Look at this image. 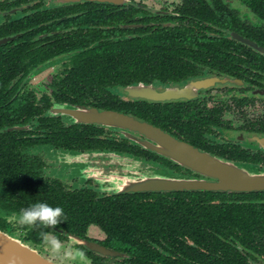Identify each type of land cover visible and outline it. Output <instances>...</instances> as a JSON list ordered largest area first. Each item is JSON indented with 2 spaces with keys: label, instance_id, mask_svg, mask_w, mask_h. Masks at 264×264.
I'll return each mask as SVG.
<instances>
[{
  "label": "flooded vegetation",
  "instance_id": "af4514ba",
  "mask_svg": "<svg viewBox=\"0 0 264 264\" xmlns=\"http://www.w3.org/2000/svg\"><path fill=\"white\" fill-rule=\"evenodd\" d=\"M76 106L128 115L211 156L264 168V0H0V230L53 260L39 231L15 222L22 208L44 202L67 216L45 231L79 247L87 264H200L185 246L148 237L157 258L139 262L112 241L108 209L102 225L76 218L86 205L113 204L120 215L122 201L137 195L151 202L184 192L110 190L133 166L200 177L141 145L137 132L58 111ZM217 193L245 228L216 233L227 244L201 246L198 253L211 252L198 257L264 264V191ZM119 220L120 234H138Z\"/></svg>",
  "mask_w": 264,
  "mask_h": 264
},
{
  "label": "water",
  "instance_id": "95a60500",
  "mask_svg": "<svg viewBox=\"0 0 264 264\" xmlns=\"http://www.w3.org/2000/svg\"><path fill=\"white\" fill-rule=\"evenodd\" d=\"M58 3L78 2L81 0H55ZM96 2L121 3V0H88ZM76 121L97 122L112 128H120L123 135L131 133L143 135L137 141L183 164L200 175L172 174L167 169L127 168L130 172L109 182V189L115 192H161V191H210V192H249L264 191V168H252L231 163L201 152L199 149L179 141L161 129L131 116L113 111H99L96 108L76 106L58 109ZM93 251L101 254L122 255L105 248L101 244L75 238ZM0 264H59L42 255L21 240L0 230Z\"/></svg>",
  "mask_w": 264,
  "mask_h": 264
},
{
  "label": "trees",
  "instance_id": "16d2710c",
  "mask_svg": "<svg viewBox=\"0 0 264 264\" xmlns=\"http://www.w3.org/2000/svg\"><path fill=\"white\" fill-rule=\"evenodd\" d=\"M225 195V193L200 191L171 192L157 194V198L151 202L137 195L132 201H122L121 207L126 211H121L120 215L115 214L113 204H106L102 208L99 204H92V207L86 205L87 208H83L76 218L78 219L79 216L80 221L99 222L102 225V210L108 209V216L104 218L103 225L110 228L108 232L112 241L134 253L139 262H145V257L150 255L157 256V248L151 245L156 243L162 247L164 246L162 242H168L172 247L185 246L187 251L196 254L190 258L198 260L200 264H212L210 257L206 260L198 257L199 253H210V249H204L199 253L197 250L201 246L220 247L227 244V242L221 243L216 233L225 235L233 228H245V223L235 212H232L230 203L224 199ZM119 217L122 218V228L137 229L138 234L136 236L120 234L118 228L121 227L116 226L118 221H121ZM165 230L167 232H162ZM207 230L214 233H208ZM142 237L150 238L154 244L144 241ZM184 238L191 240L192 245L186 244ZM176 261L179 262L177 264H193L190 260Z\"/></svg>",
  "mask_w": 264,
  "mask_h": 264
},
{
  "label": "clouds",
  "instance_id": "9594fccd",
  "mask_svg": "<svg viewBox=\"0 0 264 264\" xmlns=\"http://www.w3.org/2000/svg\"><path fill=\"white\" fill-rule=\"evenodd\" d=\"M66 220L67 216L61 207L37 202L22 208L15 222L21 227L38 230L39 239L48 248L54 261L59 264H85L86 254L79 247L71 243L66 245L51 232L45 231Z\"/></svg>",
  "mask_w": 264,
  "mask_h": 264
},
{
  "label": "rangeland",
  "instance_id": "374dc122",
  "mask_svg": "<svg viewBox=\"0 0 264 264\" xmlns=\"http://www.w3.org/2000/svg\"><path fill=\"white\" fill-rule=\"evenodd\" d=\"M93 229L97 230V228H94V227H93ZM93 235H94V234H93ZM96 236H99V235L97 234ZM85 264H87V262H85Z\"/></svg>",
  "mask_w": 264,
  "mask_h": 264
}]
</instances>
